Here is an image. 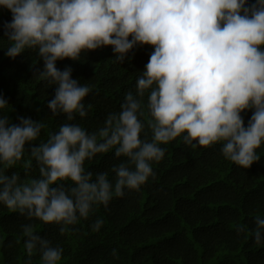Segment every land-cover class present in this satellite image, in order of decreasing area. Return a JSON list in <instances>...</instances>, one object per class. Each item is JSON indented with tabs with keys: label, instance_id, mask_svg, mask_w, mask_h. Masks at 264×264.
Masks as SVG:
<instances>
[{
	"label": "clouds",
	"instance_id": "1",
	"mask_svg": "<svg viewBox=\"0 0 264 264\" xmlns=\"http://www.w3.org/2000/svg\"><path fill=\"white\" fill-rule=\"evenodd\" d=\"M11 13L3 24L15 60L35 51L43 62L33 76L54 89L47 109L66 122L36 143L46 124L30 117L13 123L0 115V205L25 217L21 225L28 262L39 254V264H61L63 248L53 246L31 221L69 226L88 220L95 210L107 209L113 198L139 192L156 178L162 145L182 139L186 146L207 149L221 145L223 157L242 169L260 160L264 143V0H0ZM131 37V39H129ZM137 45L154 51L128 91L118 113H110L102 126L88 132L79 123L91 105L87 84L72 78V68L57 62H77L81 54L111 47L116 61ZM147 94V104L144 97ZM9 106L0 95V112ZM251 111L245 126L241 113ZM146 117V119H141ZM147 127L151 139L142 137ZM195 142V143H194ZM35 161L39 175L25 178L12 169L25 152ZM114 152L121 162L110 172L94 174L85 162ZM102 219L91 225L99 231ZM248 225L236 226L248 234ZM251 236L264 244V218L255 217ZM115 255V250H113Z\"/></svg>",
	"mask_w": 264,
	"mask_h": 264
},
{
	"label": "trees",
	"instance_id": "2",
	"mask_svg": "<svg viewBox=\"0 0 264 264\" xmlns=\"http://www.w3.org/2000/svg\"><path fill=\"white\" fill-rule=\"evenodd\" d=\"M255 2L248 0L249 5ZM11 18L10 12L0 9V95L9 104L0 115H7L13 123L20 116L42 120L46 127L39 143L66 118L47 109L54 89L33 76L36 68H43L37 53L29 51L15 60L5 55L8 41L2 26ZM153 51L152 46L137 45L123 64L116 61L111 47L82 53L77 62L58 61V69L71 67L72 78L92 89L84 100L86 106L91 105L87 116L81 119L77 115L74 122L92 132L110 113H118L125 94L135 92L136 80ZM241 115L247 126L252 112ZM142 137L151 139L147 127ZM162 147L165 157L153 165L154 180L150 178L139 192L126 190L123 198H113L107 209L98 207L88 220L69 226L67 234L61 236L59 226L31 221L53 246L63 248L61 264H264V244L256 245L251 236L255 217L264 218V143L257 150L260 160L249 169L226 160L219 144L193 149L178 138ZM119 162L110 152L86 161L85 168L94 177L109 172L112 180L110 169ZM28 165L30 176H38L26 149L22 161L6 171H15L23 179ZM98 218L103 225L97 232L91 225ZM25 223L30 222L0 205V264H27L21 232ZM238 224L248 225L247 236L237 234ZM39 260L35 254L31 264H39Z\"/></svg>",
	"mask_w": 264,
	"mask_h": 264
}]
</instances>
